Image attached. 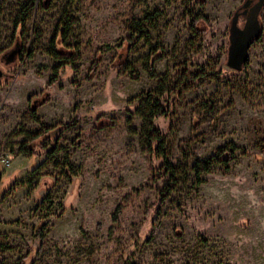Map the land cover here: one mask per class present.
Wrapping results in <instances>:
<instances>
[{
    "label": "rangeland",
    "instance_id": "rangeland-1",
    "mask_svg": "<svg viewBox=\"0 0 264 264\" xmlns=\"http://www.w3.org/2000/svg\"><path fill=\"white\" fill-rule=\"evenodd\" d=\"M29 1L0 0V264H264V5L236 69L228 29L244 0H35L16 37ZM155 9L163 14L147 30L162 52L151 77L143 40L127 53L114 46ZM195 14L205 18L198 30ZM60 21L78 57L58 67L47 51ZM179 65L211 75L153 120L177 173L161 202L169 173L144 150L136 109ZM71 119L55 136L43 132ZM34 132L44 134L29 140ZM22 142L37 153L20 152ZM223 150L234 158L197 181L194 162Z\"/></svg>",
    "mask_w": 264,
    "mask_h": 264
},
{
    "label": "trees",
    "instance_id": "trees-1",
    "mask_svg": "<svg viewBox=\"0 0 264 264\" xmlns=\"http://www.w3.org/2000/svg\"><path fill=\"white\" fill-rule=\"evenodd\" d=\"M193 1L195 2L196 0ZM34 3L35 0H30L20 10V17L15 20L14 24L16 37H20L23 34L24 20L27 19L29 10L32 5H34ZM189 13L192 14L191 10L189 11ZM162 14V10L155 9L153 11L145 12L141 18H134L130 20L128 35L124 37L121 42H118L114 46V49H121L124 46L125 52L127 53L129 50L134 48L139 40H143L144 44L149 46L148 60L145 64V69L151 77H155V73L153 71V63L160 56L162 52V46L159 43L151 45V37L147 28H154L156 26L158 18ZM200 19L205 18L201 14H195L192 16L191 25L193 29L198 30L193 24ZM68 24L70 23H65L64 21H60L58 23L55 34L51 39L50 46L47 51V53L52 58L64 61L61 62L58 67L65 66L66 63L69 62V60H73L78 57V48L65 44V40L68 35ZM111 48L112 46H108V48L106 49L111 50ZM63 49H67L68 51H63ZM58 67H54L55 73L58 71ZM122 67H124L125 69L128 66L125 64ZM178 68L179 69L177 70L176 79H170L169 76L159 77L158 86L155 93L149 91L142 93L138 102V108L136 109L137 114H139L143 119V124L145 126V129L140 132L141 137L143 138L144 150L151 156L161 159V164L158 168L161 174H163L164 172L169 173L167 183L163 186V188L160 189V193L163 196L161 198V202L174 190L177 173L166 157V155L169 153V150L164 149V137L160 133V131L156 127H154L153 120L159 116L171 115L172 103H180L182 101L180 98L182 93L189 89L194 81L211 75L208 74L209 72H205L204 70L186 72L185 67L182 65H179ZM54 81L55 78H51L49 81V85H51ZM171 96H173L172 99H170ZM36 107V104H32L30 106L29 117L33 120L38 121V117L35 114ZM75 122V119H71V122H67L64 125H61L59 132L70 127L71 125H74ZM43 130V132H49L50 130H52V128L43 126ZM43 132H34L27 135L29 137V140H36L44 134ZM43 138L41 139V141H43ZM39 145L40 144H37V146ZM35 147L36 145L34 144L22 142L19 144V151L23 153L28 152L32 155L33 153H37L35 151ZM234 156L235 155L232 151L223 150L219 155L211 156L201 161L197 160L191 166L196 180L200 181V175L203 173H208L211 170L213 163L219 162L227 164L232 158H234ZM158 204H160V202ZM45 228L46 223L42 222L36 229H34V237H37L40 242L43 240V231ZM155 230L156 228L153 227L152 232H154Z\"/></svg>",
    "mask_w": 264,
    "mask_h": 264
},
{
    "label": "water",
    "instance_id": "water-1",
    "mask_svg": "<svg viewBox=\"0 0 264 264\" xmlns=\"http://www.w3.org/2000/svg\"><path fill=\"white\" fill-rule=\"evenodd\" d=\"M264 0H258L254 7L251 18L246 23L243 29H236L235 22L237 19V13L235 12L232 16L231 26L229 28V45L227 50V64L230 67L240 69L242 63L247 58L248 48L253 42V39L260 35V25L257 20V14L262 9ZM237 31V32H236ZM234 32L239 35L234 37ZM13 53V52H12ZM12 59V56H9ZM61 126H57L51 131V135H55L59 131Z\"/></svg>",
    "mask_w": 264,
    "mask_h": 264
},
{
    "label": "flooded vegetation",
    "instance_id": "flooded-vegetation-1",
    "mask_svg": "<svg viewBox=\"0 0 264 264\" xmlns=\"http://www.w3.org/2000/svg\"><path fill=\"white\" fill-rule=\"evenodd\" d=\"M257 2H258V0H244V2L241 4V6H239L238 8H236V10L233 12V14L235 12L237 13V19H236L235 26H234V27H236V29L239 30V29H243L244 28V26L246 25V23L251 18L252 13L254 11V7H255V5H256ZM239 18L243 21L242 26H239L238 25ZM257 20H258L259 25H260V28H261V23H262V21H261V10L257 14ZM231 21H232V18H231ZM231 21H230V26H231ZM228 32H229L228 33V45H229V34H230L229 29H228ZM238 35H239L238 33H235L234 32V35L233 36L236 37ZM253 40H255V38Z\"/></svg>",
    "mask_w": 264,
    "mask_h": 264
}]
</instances>
